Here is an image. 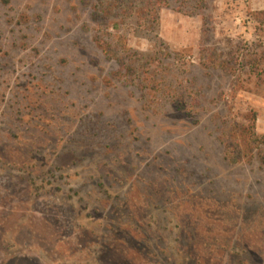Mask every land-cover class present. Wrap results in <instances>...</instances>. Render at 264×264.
<instances>
[{
  "label": "rangeland",
  "instance_id": "rangeland-1",
  "mask_svg": "<svg viewBox=\"0 0 264 264\" xmlns=\"http://www.w3.org/2000/svg\"><path fill=\"white\" fill-rule=\"evenodd\" d=\"M131 1L0 0V264H264V0Z\"/></svg>",
  "mask_w": 264,
  "mask_h": 264
},
{
  "label": "trees",
  "instance_id": "trees-1",
  "mask_svg": "<svg viewBox=\"0 0 264 264\" xmlns=\"http://www.w3.org/2000/svg\"><path fill=\"white\" fill-rule=\"evenodd\" d=\"M114 1L116 2V5L117 6H120L121 5V7L128 8V10H126V14H127V11L132 10L131 8L129 9V1H131V0H121V1L120 0H114ZM158 1L160 2V0H158ZM158 1H156L155 3H157ZM9 2H10V0H3V3L4 4H9ZM111 10H112V8H109V9L106 8L103 11L102 10H99L98 14L103 15L105 12H110L111 13L112 12ZM124 10L125 9H120V12L123 13ZM150 14H151V10H143L138 15V20H143L145 17H146L145 19H147V17ZM115 27L118 28L119 25L117 24ZM123 40H124V37L123 36H120V35L115 39V43L113 41L108 42V40H105L104 38H102L99 41V46L106 53V55H108L111 58L123 57L124 56L123 54H125L124 58H126L127 57V54H128V50H126V48H125L126 46L123 43ZM128 56H129V54H128ZM126 69L128 71H131V67H128L127 66ZM251 135L252 136H255V133L251 132Z\"/></svg>",
  "mask_w": 264,
  "mask_h": 264
}]
</instances>
